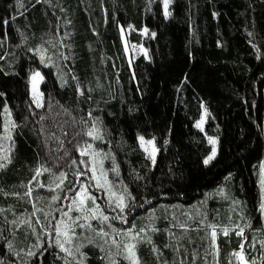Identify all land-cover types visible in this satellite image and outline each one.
I'll list each match as a JSON object with an SVG mask.
<instances>
[{
    "label": "trees",
    "instance_id": "trees-1",
    "mask_svg": "<svg viewBox=\"0 0 264 264\" xmlns=\"http://www.w3.org/2000/svg\"><path fill=\"white\" fill-rule=\"evenodd\" d=\"M168 10L166 18L162 0H0V135L5 106L12 118L10 162L0 161V264H125L116 260L124 243L115 250L109 232L78 236L72 257L47 235L83 182L96 192L81 154L91 143L113 186L135 197L123 213L104 211L124 216L110 222L118 228L146 229L140 264H239L241 245L264 264V0H170ZM37 69L42 108L30 90ZM93 122L100 139L87 135ZM140 136L154 138L155 165ZM207 136L218 138V154L205 165ZM195 207L206 221L187 218Z\"/></svg>",
    "mask_w": 264,
    "mask_h": 264
},
{
    "label": "snow or ice",
    "instance_id": "snow-or-ice-1",
    "mask_svg": "<svg viewBox=\"0 0 264 264\" xmlns=\"http://www.w3.org/2000/svg\"><path fill=\"white\" fill-rule=\"evenodd\" d=\"M163 3V8H164V16L167 18L168 16L171 15V13L168 11L169 8V3L170 0H162ZM129 27H132L131 25H129ZM143 31L147 34L148 33V29L145 27L143 29ZM152 36H155V33H151ZM251 35V33H250ZM39 52L40 55V61L43 63L45 60V56H44V51H46V49H38L37 50ZM145 55H147V50L145 49ZM37 79L39 80H43L44 77L41 74V72L39 70H36L32 73L31 76V81L33 83V92H34V99L36 96V89H35V85L37 82ZM0 95H4L3 93H0ZM35 103L37 105V107L41 106L40 100L39 99H35ZM5 111L7 112V106H5ZM89 115H91V113H89ZM203 120V118H202ZM202 120L198 121L196 124L197 128H201L202 127ZM14 126V124H13ZM8 125H5V129L7 130ZM99 129L96 127L95 122H93L92 128L87 132L88 136H91L95 139H100V135H99ZM9 139H11V136H9ZM140 141V145L142 148H144V151L146 153H148L147 158L151 160L152 164L155 165L156 164V155L159 152V149L156 147L155 145V141L154 138L153 139H149L146 140L144 136H140L139 138ZM209 143H211L213 145L212 147V151L209 155H207L204 158L203 163L205 165H208L216 156V138L215 137H208ZM165 143H167V141H165ZM146 145H151V150H149L148 147H146ZM87 148H92V145L89 144L87 145ZM2 151V150H0ZM11 151V149H9V152ZM81 154L82 155H92L94 157V153H88L86 149H82L81 150ZM4 160H8L10 162V156L8 154L5 155H0V161H4ZM84 163H86V161H83ZM4 164L0 163V167H3ZM100 166H101V174L100 175H96L97 169H96V161L93 158V163L91 166V172L93 173L92 179L95 180L96 182V187L102 189V190H106V194L108 196V200L109 203H115L116 207L120 210L121 213H123L127 207H128V203L126 202V198H131L132 200H135V197L132 195V193L130 191H128L127 189V185H124V189L122 192H117L115 191L112 186H111V182L107 180V178L103 175V161H100ZM44 171H49L47 168L44 169ZM37 175L40 174V169H36ZM85 173L80 172L78 173V175H84ZM61 176H64L66 178V174L61 173ZM33 179H35V177H33ZM101 180H103V182H101ZM60 183H63V180L60 181ZM260 185H261V199H260V211L262 213H264V164H261V179H260ZM45 185H43L42 183H38L37 187H44ZM107 186V187H106ZM57 187H59V185H57ZM70 192L72 191L71 188L68 189ZM32 193V189L29 188L28 192L26 193V195H31ZM14 195L19 196V193H13ZM77 197H79L78 200L73 199V204H75L77 206V209L83 213L82 216H77L73 219V223L72 224H68L65 220L61 219L54 227V231L56 234V246H58L62 252L66 253L67 256L72 257L74 256V252L72 250V245L75 244L74 241V237L77 235V233L75 231H73V226L75 227H80V228H86L89 229L91 231L96 232L98 235H101L102 237H107L109 235V233L107 231L104 230L103 227L96 229L93 227V225L91 224V220L93 219H97V218H102L103 221H108L109 220V216L104 214L103 210L96 204V199L95 197H93L92 193L87 189L86 186H82L81 189L76 192L75 194ZM52 200H57L59 199L58 196L53 195L51 197ZM91 202L92 207L88 208L86 206L87 202ZM2 211V210H0ZM46 216L48 215L47 213L45 214ZM65 216H67V213H64ZM70 219H72L70 217ZM83 220L84 223L81 224H77L76 222L79 220ZM120 219H125L124 216H120ZM203 222V221H202ZM183 227V225H181ZM247 227H250L249 225H246ZM42 227H44L42 225ZM238 231L236 232V235L244 237V228L240 227L237 225ZM45 231L47 232V228L45 227ZM146 229L141 228L139 232H129L128 235L130 237V239L128 240L127 243H125L123 245L124 247V251L127 254L126 258L130 260L131 264H140L139 261V257L137 255L136 252V247L137 244L134 243L133 241H142L144 240L145 237L141 236V233L145 232ZM224 234L227 235L229 229L227 227H224L223 229ZM50 234V233H49ZM216 236H217V232L215 230V227L212 228V232H211V238H212V243L215 244L216 241ZM63 237V239H62ZM246 239V237H244ZM91 242V241H90ZM107 242V241H105ZM113 244H117V242L115 240H113L112 242ZM68 245V246H66ZM262 246H264V241H262ZM12 245L11 243H9V248H11ZM82 247V245H76L75 246V252L79 253L80 252V248ZM117 247H119V245L117 244ZM156 249H154L155 251ZM218 251V249H217ZM81 255H83V253H80ZM117 255H119L120 253L117 252ZM29 256H33L35 255L34 252L29 251L28 252ZM234 255L237 257V260L239 261V264H255V260L253 259L252 261H249L246 257L245 254L243 252V245H241V249L239 251H235ZM65 264H69V262L67 261V259L65 258ZM79 264H82V261L79 262ZM111 264H116L115 261H112Z\"/></svg>",
    "mask_w": 264,
    "mask_h": 264
},
{
    "label": "rangeland",
    "instance_id": "rangeland-1",
    "mask_svg": "<svg viewBox=\"0 0 264 264\" xmlns=\"http://www.w3.org/2000/svg\"><path fill=\"white\" fill-rule=\"evenodd\" d=\"M168 11H169V10H168ZM133 52H134L135 54H138V53L143 52V49L140 48V47L134 46V47H133ZM37 70H39V71L41 72V74L43 75V72H42L41 69H37ZM35 71H36V70H35ZM32 73H33V72H32ZM31 76H32V74H31ZM31 76H30V90H31L32 100H33L35 106H37L36 103H35V99H39V100H40V103H41V106L38 107V108H42L43 105H44V97H43V92H42V83H43L44 79H43V80H39V79H37V82H36V85H35L36 96H35V99H34L33 83H32V81H31ZM43 77H44V76H43ZM202 118H203V120H202ZM4 119H5V123L8 125V128H7V130L4 129V132L2 133V135H0V150H2V152H3L4 154H6V153H7V150H8V147H9V143H10L9 136H11V130H10V124H9L10 122H9V120H11L12 118H10V117H9V114H7V112H5V113H4ZM201 120H202V127H201L200 129L204 130L205 125H206V121H207V110H206L205 108L203 109L202 116H201V118H200L198 121H201ZM198 121H197V122H198ZM196 124H197V123H196ZM96 127H97V126H96ZM263 130H264V126H263ZM208 137H215V136H207V138H208ZM215 138H216V145H215V147H216V150H217V151H216V156H217V154H218V138H217V137H215ZM145 139H146V138H145ZM146 140H149V139H146ZM139 143H140V141H139ZM88 145H89V144H88ZM91 145H92V148H87V152H88V153H94V154H95L94 157H93L92 155H88V157H87V158H88V161H89V170H90L91 178H92V176H93V173L91 172V166H92L93 158H94L95 161H96V169H97L96 175H100V174H101L100 161L102 160V161H103V175L107 178L108 181H110L109 178H108V175H107V173H106V171H105V167H104V157H103V155H102V152H100L99 150H97V149L95 148L94 143H91ZM140 146H141V145H140ZM146 147H148L149 150H151V147H152V146H151V145H146ZM212 147H213V145H212ZM141 148H142V147H141ZM142 149L144 150V148H142ZM0 153H1V151H0ZM147 154H148V153H147ZM216 156H215V157H216ZM261 164H264V158L262 159V161L260 162V165H259L258 184H259L260 192H261V185H260V179H261ZM92 182H93V186H94V188L96 189V192H92V191L90 190L89 186L87 185V183H84V182L81 184V186L79 187L78 191L81 189L82 186H86L87 189L92 193L93 197H95V199H96V204H97V205L103 210L104 214H106V215L109 216V220H108V221H103L102 218H97V219H93V220H91V221H90L91 224L93 225L94 228H96L97 225L99 224V222L102 223V224H103V227H104V230L107 231V232H109L111 235H114L113 237H111L112 241L115 240V241L117 242L118 245L121 244V243H124V244L127 243L128 240L130 239L128 233H129V232L135 233L134 230L136 229L135 227H137L136 223H133L134 225L132 226V229H131V228L127 229L126 226H125L124 228H121V227L118 228V227H116L117 225L110 223V222L112 221V219H113V220H116V219H118V220H122V219H120V218H118L117 216H115V214L106 213V212L104 211V209H110L111 211H109V212H112L113 210H115L116 213L119 211V209L116 207L115 203H111V204L109 203L108 196H107V194H106V190H102V189L96 187V182H95V180L92 179ZM101 182H103V180H101ZM111 186H112V188H113L115 191H117L118 193L123 191V189H121V188L117 189L115 186H113L112 183H111ZM106 187H107V186H106ZM78 191H77V192H78ZM75 194H76V192H75ZM229 195H230V194H229ZM231 197H232V196H231ZM221 198H222V199H228V198H227V193H223V194H221ZM70 199H71L70 202H68L67 204H65V205L62 204V206H61V208H60V210H59L58 219H56V220H54V221L52 222L51 227H50V230H48V232H47L48 238L51 239L52 242H53L54 244H56V243H55V240H56V234H55V231H54V227H55V225H56L61 219L65 220L68 224H72V223H73V219H74L75 217H77V216H82V215H83V213H81V212L77 209V206H76L75 204H73V202H72L73 199L78 200L79 197H77L76 195H73V196H71ZM128 200H129V198H126V202H127V203H128ZM206 202H207V199L204 201V203H206ZM86 206H87L88 208H91V207H92L91 202H90V201L87 202ZM105 207H106V208H105ZM64 213H67V216H65ZM156 213H157V211L152 212V213L150 214L151 218H152V217L155 218V217L157 216ZM187 214H188V212H187ZM261 215H262V219H263V223H264V213L261 212ZM70 217H71L72 219H70ZM187 218H189V219H196V218H198L199 220H201V222H202V221H203V222L206 221V217H205V215H204V212L202 213V208H201V207H195V210H193L192 212H190V213L187 215ZM76 223H77V224H81V223H84V221L81 219V220L77 221ZM122 229H126V230L124 231V230H122ZM223 229H224V228H222V231H223ZM228 229H229V228H228ZM263 229H264V228H263ZM72 230L75 231V232L77 233V235L73 238L74 241L77 239L78 236H80V235L83 234V233H86V234H88V235H91L92 232H93V231H91V230H89V229H86V228H80V227H75V226H73V229H72ZM215 230H216V232H217V236H218V229L215 228ZM122 231H124L123 234H121ZM136 232H137V231H136ZM223 232H224V231H223ZM49 233H50V234H49ZM141 236H142V235H141ZM217 236H216V239H217ZM118 238H123V241H122V239H121V241H119ZM62 239H63V237H62ZM124 240H125V241H124ZM133 242L136 243L137 245H138V243H139V242H137V241H133ZM117 244H114V247H115V250L117 249V251H118V249H119L120 246L117 247ZM66 246H68V245H66ZM57 247H58V246H57ZM70 247H72V249H73V248H74V245H72V246H70ZM58 248H59V247H58ZM59 249H60V248H59ZM60 251H62V250L60 249ZM136 252H137V247H136ZM63 253H64V252H63ZM65 254H66V253H65ZM66 255H67V254H66ZM119 255H120V254H119ZM137 255H138V253H137ZM126 256H127V254H126L125 251H124V252H123V257H122V258H119V256H117V257H116V260L119 261V259H123V260L125 261V264H131L130 260L127 259ZM138 257H139V256H138ZM139 261H140V260H139ZM116 264H117V263H116Z\"/></svg>",
    "mask_w": 264,
    "mask_h": 264
},
{
    "label": "water",
    "instance_id": "water-1",
    "mask_svg": "<svg viewBox=\"0 0 264 264\" xmlns=\"http://www.w3.org/2000/svg\"><path fill=\"white\" fill-rule=\"evenodd\" d=\"M122 41H123V46H124L128 61L131 64V53H130L128 41H127L126 36H125L124 33H122Z\"/></svg>",
    "mask_w": 264,
    "mask_h": 264
}]
</instances>
